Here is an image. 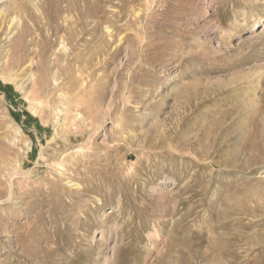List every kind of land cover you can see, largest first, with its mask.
Returning <instances> with one entry per match:
<instances>
[{
	"label": "rangeland",
	"instance_id": "rangeland-1",
	"mask_svg": "<svg viewBox=\"0 0 264 264\" xmlns=\"http://www.w3.org/2000/svg\"><path fill=\"white\" fill-rule=\"evenodd\" d=\"M0 264H264V0H0Z\"/></svg>",
	"mask_w": 264,
	"mask_h": 264
},
{
	"label": "bare ground",
	"instance_id": "bare-ground-1",
	"mask_svg": "<svg viewBox=\"0 0 264 264\" xmlns=\"http://www.w3.org/2000/svg\"><path fill=\"white\" fill-rule=\"evenodd\" d=\"M257 23H259V20L256 22V24H257ZM256 24H255V25H256ZM255 25H254V26H255ZM2 32H3V31H2ZM162 182H166V179H165V180H163Z\"/></svg>",
	"mask_w": 264,
	"mask_h": 264
}]
</instances>
